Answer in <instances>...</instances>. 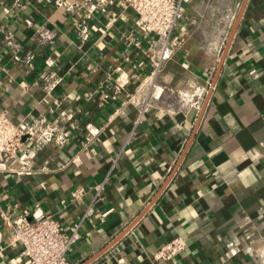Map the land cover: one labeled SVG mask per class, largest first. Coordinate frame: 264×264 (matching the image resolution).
Here are the masks:
<instances>
[{
    "label": "crops",
    "instance_id": "obj_1",
    "mask_svg": "<svg viewBox=\"0 0 264 264\" xmlns=\"http://www.w3.org/2000/svg\"><path fill=\"white\" fill-rule=\"evenodd\" d=\"M68 1L72 11L0 0V108L23 126L43 118L60 127L67 111L75 126L63 144L36 142L31 172L0 173V210L38 205L67 227L92 204L95 223L81 226L69 264H151L176 235L186 250L161 264H264V0L188 2L183 41L153 90L146 41L128 39L134 15L122 0ZM118 66L126 71L119 90ZM208 79L200 110L181 101ZM100 83L109 96L85 99ZM132 94L150 106L140 113ZM79 186L82 200L63 206ZM10 232L0 216V264H29L8 245Z\"/></svg>",
    "mask_w": 264,
    "mask_h": 264
},
{
    "label": "built area",
    "instance_id": "obj_2",
    "mask_svg": "<svg viewBox=\"0 0 264 264\" xmlns=\"http://www.w3.org/2000/svg\"><path fill=\"white\" fill-rule=\"evenodd\" d=\"M54 1L58 6L72 11L75 5L68 0ZM191 0H122V5L129 8L134 15V29L128 34L134 44L135 33H138L146 41L144 56L148 66L147 78L150 81L151 89L155 86L154 80L161 72L165 61L172 58L179 45L183 41V33L179 30L182 19L185 17V6ZM80 35L85 38L87 27L82 19L78 24ZM115 87L121 88L126 80L125 70L122 66L115 69ZM47 75V74H45ZM49 82V89L53 88L56 81L45 76ZM109 79L111 77L109 76ZM211 82L208 79L205 83H199L192 87L187 95L181 96V101L186 105L200 110L202 99L210 89ZM111 86L107 83H100L93 90L84 93L85 99L89 100L96 94L101 99L109 96ZM152 93V92H151ZM129 100L138 103L140 113L144 112L150 105L148 99L139 100V97L132 94ZM63 124L57 127L55 124L41 118L33 125H21L14 121L6 109L0 108V173H27L31 172L29 157L39 147L37 141H55L63 144L67 140L70 129L75 127L72 121L71 112L62 111ZM140 116L137 118L139 121ZM92 133L94 130H90ZM94 134V133H93ZM27 141H32L27 149ZM89 142L86 139L83 145ZM105 179L92 186L94 190L93 201L101 197L104 190ZM85 187L74 188L68 198H61L63 206L77 204L82 200ZM16 206V204H15ZM112 208L101 213L100 221L103 220ZM96 208L89 204L81 212L78 219L71 221L64 227L51 214L44 212L38 205L33 210L23 208L12 215L7 210H0L3 222L11 228L8 238V245L16 247L21 257L29 264H69L68 253L71 252L81 238V226L83 224H94ZM187 248V243L181 235H176L162 243L159 248L150 256L151 264H161L171 258L182 254Z\"/></svg>",
    "mask_w": 264,
    "mask_h": 264
},
{
    "label": "water",
    "instance_id": "obj_3",
    "mask_svg": "<svg viewBox=\"0 0 264 264\" xmlns=\"http://www.w3.org/2000/svg\"><path fill=\"white\" fill-rule=\"evenodd\" d=\"M244 4H245V2L243 3V5H242V7H241V10H240V12H239V15H238L237 19L235 20V22H234V24H233V27H232V29H231V32H230V34H229V36H228V39H227V41H226V43H225V46H224V49H223V51H222V55H221V58H220V61H219V66H218L217 72H218V70H219V68H220V66H221V64H222V62H223V60H224V57H225V55H226V53H227V50H228V48H229V45H230L231 39H232V37H233V34H234V32H235V29H236V27H237V25H238V22H239V20H240V17H241V14H242L243 8H244Z\"/></svg>",
    "mask_w": 264,
    "mask_h": 264
}]
</instances>
